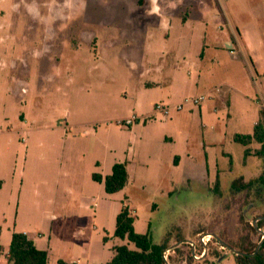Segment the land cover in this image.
Here are the masks:
<instances>
[{"label":"rangeland","instance_id":"1","mask_svg":"<svg viewBox=\"0 0 264 264\" xmlns=\"http://www.w3.org/2000/svg\"><path fill=\"white\" fill-rule=\"evenodd\" d=\"M204 43L213 61L200 74ZM262 110L264 0H0V264L15 232L36 237L48 264H106L113 246L135 249L114 237L122 203L137 233L169 237L171 250L199 232L236 251L246 235L260 243L249 223L264 214L253 182L264 159L244 160L233 136L252 133ZM117 162L129 179L110 194L92 175ZM240 178L247 192L232 189ZM171 256L236 264L216 242L202 260Z\"/></svg>","mask_w":264,"mask_h":264},{"label":"trees","instance_id":"2","mask_svg":"<svg viewBox=\"0 0 264 264\" xmlns=\"http://www.w3.org/2000/svg\"><path fill=\"white\" fill-rule=\"evenodd\" d=\"M234 141L246 147L244 160L251 154L264 159L263 110L261 112V118L254 125L252 134H235ZM253 142L258 143L260 147L251 151L249 145ZM230 164H232L231 158ZM92 178L97 182L104 181L105 191L112 194L121 191L126 186L129 179V173L125 162H117L112 166L111 173L105 178L99 173H94ZM258 181L264 183V173L257 179H254L253 182ZM253 182H244V179L240 178L233 181L231 187L237 192H247L254 184ZM1 185L2 183L0 182V188ZM260 216H264V214L256 216L255 220ZM249 229L253 233H257L258 230L264 232V219H258L256 221V227L253 223H249ZM259 235L261 245L257 251L256 249L259 243L250 241L248 235L244 237V240H246L248 244L246 248L234 246L242 252V254H236L233 252L236 264H264V233H260L259 231ZM114 237L121 240H128L134 244L135 249L129 248L127 244L113 246V256L106 264H166L164 253L170 246L169 237H165L162 243L156 244L152 241L149 233H137L134 227V218L131 216L130 209L125 203H122L120 211L116 215ZM103 240L104 242H107L108 237H104ZM179 241H183V239H180ZM214 242L223 246L217 240H214ZM0 248H2V246H0ZM178 248L173 249L172 254L180 252L181 254H186L190 262L194 260L188 244L181 243ZM171 255L169 256V259L172 258ZM6 256L8 264H48V251L38 248L34 241L28 238L25 233L15 232L12 234ZM221 256L222 255H219L217 258H220ZM58 264L76 263H67L63 260H59Z\"/></svg>","mask_w":264,"mask_h":264},{"label":"built area","instance_id":"3","mask_svg":"<svg viewBox=\"0 0 264 264\" xmlns=\"http://www.w3.org/2000/svg\"><path fill=\"white\" fill-rule=\"evenodd\" d=\"M230 49V53H233V47L229 48ZM206 96L203 95H199V96H195V97H190V98H186L184 99V101L182 103H180L179 105H177L175 108L176 110H182L183 107L187 104H191V105H195V106H199L201 105L205 100H206ZM155 111L160 112L163 115V118L166 119L168 118L169 114H170V108L165 106V105H161V104H157L155 105ZM137 121L136 117H133L131 119L126 120V124L127 125H132L134 122ZM133 213H135V211H132ZM260 233H264L263 231H260ZM214 237L212 236L211 233H204V234H200L198 235V240H187L185 243L189 245V248L191 249V254L192 257L194 258V260H202L204 257H206V255H208V250L210 247V244L214 242ZM222 248H224L223 246H221ZM172 254V250L168 249L166 250V252L164 253V259L166 260V264H171L170 260H169V256Z\"/></svg>","mask_w":264,"mask_h":264},{"label":"crops","instance_id":"4","mask_svg":"<svg viewBox=\"0 0 264 264\" xmlns=\"http://www.w3.org/2000/svg\"><path fill=\"white\" fill-rule=\"evenodd\" d=\"M186 24L187 23H184V25L186 26ZM185 38H183V37H181L178 41H180V45H185ZM241 41V42H240ZM240 44H239V42H238V44H239V46L242 48V47H247L248 49H249V47H248V41L247 40H243V39H240ZM227 45H229L230 43L228 42V43H226ZM208 50H210L209 49V45H207L206 43H204L203 45H202V48H201V51H200V53H199V63H196V64H194L193 66L194 67H197L198 69H199V72H200V74H203L204 73V70H206L207 69V67L205 66V64H204V62L205 61H209V62H212L213 61V58H212V56H207V52H208ZM249 51V50H248ZM168 83V82H167ZM157 83H155V82H148V83H146L145 84V86H148V87H152V86H155ZM203 95V94H202ZM186 99V98H185ZM204 103V102H203ZM202 103V104H203ZM200 106V105H199ZM258 121V120H257ZM257 121L254 123V125L257 123ZM254 128V127H253ZM253 132V131H252ZM238 134V133H237ZM250 134H252V133H250ZM233 139H234V136H233ZM245 152V151H244ZM224 154H225V152H224ZM225 155H228L231 159H232V157H231V155L230 154H228V153H226ZM205 158H207V153H206V155H205ZM248 158V157H247ZM246 158V159H247ZM175 162L174 163H180V158H179V156H175ZM97 164H99V162H97ZM115 164V163H114ZM113 164V165H114ZM112 165V166H113ZM230 165H232V164H230ZM126 166H127V164H126ZM111 171H112V168H111ZM264 173V172H263ZM263 173H261L260 175H262ZM103 177V176H102ZM258 177H260V176H258ZM257 177V178H258ZM1 183H2V181H0ZM247 182V181H246ZM2 186H3V184L1 185V188H2ZM1 188H0V190H1ZM262 192H264V187H259V188H257V195H261V193ZM135 211V210H134ZM255 221V220H254ZM27 236H28V238H30L31 240H33L34 241V243L36 244V237H33L31 234H29L28 232H24ZM200 234H204L203 232H199L198 234H197V236L198 235H200ZM212 234V233H211ZM213 234H215L214 232H213ZM216 235V234H215ZM217 236H219V235H217ZM172 244V243H171ZM170 244V245H171ZM37 246V245H36ZM38 247V246H37ZM39 248V247H38ZM41 249V248H40ZM45 250V249H44ZM7 254V253H6ZM1 260V259H0ZM111 260V259H110ZM109 260V261H110ZM108 262V261H107ZM106 262V263H107Z\"/></svg>","mask_w":264,"mask_h":264},{"label":"water","instance_id":"5","mask_svg":"<svg viewBox=\"0 0 264 264\" xmlns=\"http://www.w3.org/2000/svg\"><path fill=\"white\" fill-rule=\"evenodd\" d=\"M258 219H264V216H260L254 221V226L255 227H256V221ZM258 231H261V230H258ZM212 236L214 237L215 240H217L220 244H222L224 248H228L230 251H232V252H234L236 254H242V252L236 251L233 247H231L229 244H227L225 241H223L219 236L214 235V234H212ZM260 245H261V242L258 244V247H257L256 251L259 249ZM169 249H171V248H169Z\"/></svg>","mask_w":264,"mask_h":264}]
</instances>
